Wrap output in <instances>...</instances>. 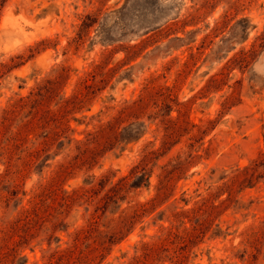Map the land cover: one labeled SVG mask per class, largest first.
Masks as SVG:
<instances>
[{
	"label": "rangeland",
	"instance_id": "374dc122",
	"mask_svg": "<svg viewBox=\"0 0 264 264\" xmlns=\"http://www.w3.org/2000/svg\"><path fill=\"white\" fill-rule=\"evenodd\" d=\"M0 264H264V0H0Z\"/></svg>",
	"mask_w": 264,
	"mask_h": 264
},
{
	"label": "trees",
	"instance_id": "16d2710c",
	"mask_svg": "<svg viewBox=\"0 0 264 264\" xmlns=\"http://www.w3.org/2000/svg\"><path fill=\"white\" fill-rule=\"evenodd\" d=\"M97 75H99V74H95V75H92V77H93V79H95V77L97 76ZM83 87L86 89V88H89V85H88V83H87V80H85V81H83ZM146 88H148V87H146ZM145 88V89H146ZM39 95V94H38ZM30 99H27V101H23L22 99L19 101V102H17L16 104H14L13 105V109L12 110H15V109H20V110H22V109H24L28 104H29V101ZM35 100V99H34ZM168 100H170V95L168 94L166 97H165V99H164V101L165 102H167ZM33 102V101H32ZM140 102V101H139ZM66 103L67 104H74V105H78V106H81L83 103H84V99H82L81 97H79V96H74L72 99H68V100H66ZM138 104H137V102H133V106L135 107V106H137ZM104 128H101L100 130H98V131H96L95 132V136H101L102 137V134H103V132H104ZM123 132H126V134L125 135H122V137L121 136H117L116 138H115V142H116V144L117 145H121V144H125V145H127V144H129V143H132V142H136V141H138L140 138H141V134H139L138 135V132L134 129V126H133V124H130V125H128L127 127H124L123 128ZM118 134H121V133H118ZM124 134V133H123ZM141 171H144V170H141ZM138 173H140V175L139 176H135V177H137V179H141L142 181H146V183L149 185V177H145V174L143 173V172H140V171H137L136 172V174H138ZM132 178V177H131ZM130 179V178H129ZM128 179L127 178H124L123 179V181H127ZM123 188L124 187H122V188H120L119 189V191L121 192L122 190H123ZM136 188V187H135ZM86 191H84L83 193H81V194H79L78 195V198L79 199H83L84 197H86ZM75 193H73V194H67V196L65 197V199H67V200H65V202H69V200H73L72 199V196L74 195ZM39 198V200H40V197H41V195H36L35 196V198ZM115 200H118L119 198H117V194H116V196H115V198H114ZM41 201V200H40ZM67 202V203H68ZM37 206H38V203H36L30 210H25V213H27V217L29 216V214H31V212L32 213H36L37 212ZM166 239L167 240H170V239H172L173 241H179V240H181L182 238L178 235V233H174V232H172V231H167V233H166ZM152 248L151 247H149V245L148 244H145V243H142L141 244V247H140V249H139V251L146 257V252L148 251V250H151Z\"/></svg>",
	"mask_w": 264,
	"mask_h": 264
}]
</instances>
